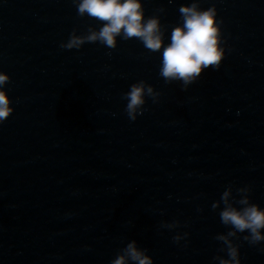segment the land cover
<instances>
[{
    "label": "water",
    "instance_id": "obj_1",
    "mask_svg": "<svg viewBox=\"0 0 264 264\" xmlns=\"http://www.w3.org/2000/svg\"><path fill=\"white\" fill-rule=\"evenodd\" d=\"M185 3L143 0L165 43ZM212 4L226 55L185 90L136 38L61 48L74 29L102 23L72 0H0V71L14 108L0 123V264H110L132 239L153 264L226 256L215 239L229 231L222 192L249 186L264 207V0H200ZM139 80L160 96L133 121L123 93ZM185 231L187 244L175 243ZM243 235L231 238L241 264H264V242Z\"/></svg>",
    "mask_w": 264,
    "mask_h": 264
},
{
    "label": "clouds",
    "instance_id": "obj_2",
    "mask_svg": "<svg viewBox=\"0 0 264 264\" xmlns=\"http://www.w3.org/2000/svg\"><path fill=\"white\" fill-rule=\"evenodd\" d=\"M171 2V0H169ZM79 16L87 15L102 22L98 28L89 26L85 34H77L75 29L60 47L80 49L85 42H99L112 49L117 45V37L128 40L138 39L145 49L159 52L161 56L159 75L166 83L178 81L182 89L196 81L202 72L212 67L218 69L226 55L227 44L222 31V20L217 17V8L212 4L206 8L200 6V0L181 4L179 7L180 23L171 28L169 42H164V28L158 14L145 15L143 0H72ZM163 12V9H160ZM10 77L0 71V123H3L13 112L12 101L4 85ZM160 93L144 80L132 83L123 93L126 100L124 111L130 120L141 115L150 97L155 103ZM250 187L237 189V196L226 188L220 197L223 207L219 212L221 223L229 226L226 235L215 237L222 242L221 251L226 256H213L218 264H241L239 245L231 238L243 233V240L250 245L264 242V207L250 201ZM231 198V199H230ZM218 207V202L212 208ZM199 211V209H198ZM178 220L161 222V228L174 229L179 226ZM189 233H176L173 241L177 244ZM264 251V248L261 249ZM110 264H153V258L147 249L138 246L135 239L129 240Z\"/></svg>",
    "mask_w": 264,
    "mask_h": 264
}]
</instances>
